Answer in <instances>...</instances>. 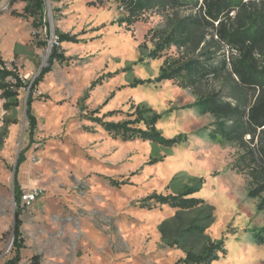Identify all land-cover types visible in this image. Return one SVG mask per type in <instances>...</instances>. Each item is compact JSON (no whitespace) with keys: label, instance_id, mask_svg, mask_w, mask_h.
<instances>
[{"label":"rangeland","instance_id":"rangeland-1","mask_svg":"<svg viewBox=\"0 0 264 264\" xmlns=\"http://www.w3.org/2000/svg\"><path fill=\"white\" fill-rule=\"evenodd\" d=\"M88 1L45 0L43 24L36 27L22 15L25 2L0 0V59L26 81L49 65L50 40L60 34L73 38L59 43L66 59L55 62L33 92L37 123L31 138L28 89H19L16 105L7 110L0 98V264L14 255L15 176L21 191L41 190L29 206L20 204L24 246L16 264H174L187 251L200 252L219 239L225 250L211 264H264V246L252 238L264 212L257 209L258 198L247 197L248 176L228 167L240 149L234 142L212 141L206 127L214 117L189 106L207 92L246 103L256 92L242 91L228 73L193 90L156 80L166 57H195L204 48L227 56L229 48L210 27H193L186 46L171 45L159 59L147 56L157 38L197 11L202 0L197 7L150 0L131 25L120 21L127 12L119 2ZM135 79L143 82L133 85ZM136 107L161 113L156 127L162 134L184 133L187 141L173 147L123 141L94 120L133 118L127 114ZM112 110L117 112L110 115ZM194 178L202 179L192 194L204 200L198 206L180 210L154 200L148 201L151 208L141 206L152 193L184 191ZM209 215V224L199 229Z\"/></svg>","mask_w":264,"mask_h":264},{"label":"trees","instance_id":"trees-1","mask_svg":"<svg viewBox=\"0 0 264 264\" xmlns=\"http://www.w3.org/2000/svg\"><path fill=\"white\" fill-rule=\"evenodd\" d=\"M20 1L25 2L22 15L32 17L34 26L42 25L45 0ZM104 1L110 0H90L87 4L101 6ZM113 1L119 2L122 9L127 12L120 19L127 25L140 20L142 13L150 4V0ZM180 1L183 4L198 6V0ZM232 12H235L234 16L230 14ZM200 26L210 27L212 36L229 48V54L217 56L209 48H204L195 57H166L159 68L156 80H171L177 87L193 90L210 77L219 78L224 73H228L235 77L242 91L249 89L256 92L252 103L223 98L218 95L217 91L207 92L189 106L195 108L199 114L209 113L214 117V121L206 127L209 129L208 135L212 141L234 142L239 147L240 152L228 163V167L238 174L248 176L247 197L258 198L257 209L264 212V0H202L197 11L180 18L166 35L157 38L153 49L147 54L148 58H161L163 51L171 45H175L178 49L186 46L190 30ZM71 39L73 38L67 34L58 35L56 39L58 44H53L49 55V65L41 69L33 82L23 79L16 67H10L8 63L0 59V98L5 100L2 105L3 109L7 110L11 105H16L14 100L19 89H28L25 112L30 138L37 123L31 108L34 99L33 92L53 64L61 63L66 59L59 50V43ZM142 59L143 57L139 60ZM141 82L143 80L135 79L132 84ZM116 112L117 110H112L109 114ZM127 116L133 118L116 121L94 120L98 121L113 138L119 137L123 141L142 139L167 147L187 141L188 137L184 133L171 138L165 137L156 127L162 114L151 107H136L134 111L128 112ZM246 136H248L247 139ZM2 139L3 134H0V145ZM22 160L23 151L17 158L16 169ZM201 182L202 179L194 178V184L179 193L169 195L152 193L143 199L146 203L141 206L151 208L153 205L148 201L154 200L158 204H168L180 210L194 208L204 202L202 198L192 196ZM20 194L21 189L15 176L16 208L12 228L14 255L6 261V264L18 263L21 260L20 249L24 246L20 229L22 225ZM211 219L212 215H209L208 223L198 228L205 229ZM252 238L255 244L264 246V223L252 230ZM224 250L222 239L212 240L205 244L200 252L187 251L185 256L178 258L174 264H211L219 259L220 251L224 252Z\"/></svg>","mask_w":264,"mask_h":264},{"label":"built area","instance_id":"built-area-1","mask_svg":"<svg viewBox=\"0 0 264 264\" xmlns=\"http://www.w3.org/2000/svg\"><path fill=\"white\" fill-rule=\"evenodd\" d=\"M52 43L58 44L55 40H52ZM41 194V190L38 188H34L28 191H21L20 194V204L22 207L29 206L39 195Z\"/></svg>","mask_w":264,"mask_h":264},{"label":"water","instance_id":"water-1","mask_svg":"<svg viewBox=\"0 0 264 264\" xmlns=\"http://www.w3.org/2000/svg\"><path fill=\"white\" fill-rule=\"evenodd\" d=\"M50 44H49V47H52L53 46V43H52V40H50V42H49ZM26 98H27V96H26ZM25 104H26V99H25ZM14 169H13V172H12V175H14Z\"/></svg>","mask_w":264,"mask_h":264}]
</instances>
